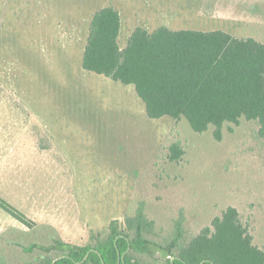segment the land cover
<instances>
[{
  "label": "rangeland",
  "instance_id": "1",
  "mask_svg": "<svg viewBox=\"0 0 264 264\" xmlns=\"http://www.w3.org/2000/svg\"><path fill=\"white\" fill-rule=\"evenodd\" d=\"M109 6L121 47L137 27L221 30L264 45V0H0V198L72 246L105 236L139 203L155 240L180 218L190 239L233 207L264 250L258 122L224 126L216 142L213 127L197 134L184 119H149L132 86L85 72L91 17ZM175 142L183 155L173 162ZM12 230L30 229L0 209V241ZM3 254L9 264L36 257Z\"/></svg>",
  "mask_w": 264,
  "mask_h": 264
},
{
  "label": "trees",
  "instance_id": "2",
  "mask_svg": "<svg viewBox=\"0 0 264 264\" xmlns=\"http://www.w3.org/2000/svg\"><path fill=\"white\" fill-rule=\"evenodd\" d=\"M120 30L121 18L113 7L94 13L82 56L85 72L132 86L149 119H184L197 134L213 127L216 142L224 126L232 132L230 125L255 120L264 141L263 44L221 30L137 27L121 47ZM168 150L173 162L183 155L178 142ZM0 209L30 229L12 230V237L5 233L0 264H9L3 253L10 247L22 254L36 253L33 264H264V250L253 244L233 207L190 239L180 218L167 238L155 240L154 222L139 203L131 216L112 220L107 234L96 235L87 246L65 243L53 229L35 226L1 198Z\"/></svg>",
  "mask_w": 264,
  "mask_h": 264
},
{
  "label": "crops",
  "instance_id": "3",
  "mask_svg": "<svg viewBox=\"0 0 264 264\" xmlns=\"http://www.w3.org/2000/svg\"><path fill=\"white\" fill-rule=\"evenodd\" d=\"M118 12V11H117ZM120 15V14H119ZM92 18V17H91ZM169 30H171V29H169ZM198 31H200V30H198ZM131 33V32H130Z\"/></svg>",
  "mask_w": 264,
  "mask_h": 264
}]
</instances>
